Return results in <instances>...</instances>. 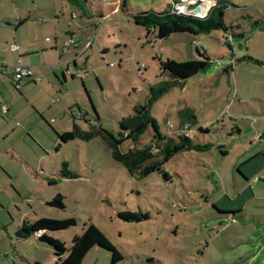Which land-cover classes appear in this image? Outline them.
Listing matches in <instances>:
<instances>
[{
  "label": "rangeland",
  "instance_id": "374dc122",
  "mask_svg": "<svg viewBox=\"0 0 264 264\" xmlns=\"http://www.w3.org/2000/svg\"><path fill=\"white\" fill-rule=\"evenodd\" d=\"M77 1L78 5L66 0H0L3 16L7 14L10 21L21 11L29 15L18 36L31 38L36 44H44L47 37L53 43L56 23L60 22V36L65 29L59 12L64 7L77 17L76 26L71 28L75 40L82 47L90 43L79 57L78 70H73L77 77L67 75L65 97L54 93L46 81L32 86L35 89L30 94L43 98L38 104L41 109L28 104L27 115L21 118L27 130L9 138L14 159L6 167L11 184L2 189L5 182L0 183L4 191L0 195V222L6 224L0 225V264H54L52 249L38 243L37 238L47 235L69 249L73 239L90 226L107 239L122 260L113 263L112 253L94 247L81 264H264V200H254L250 189L244 191L246 184L237 170L247 157L246 151H254L249 131H253L251 121L258 116L249 113L246 104L236 102L244 100V91L238 100L235 98L237 86L244 87L246 80L256 83L259 93L262 90V72L251 62L239 61L246 57L264 61V0H223L228 33L214 31L197 37L212 62L208 70L172 87L150 109L160 133L171 139L180 127L179 112L189 110L198 121L190 127L189 138L212 148L178 153L161 172L148 176H143L141 169L129 173L99 137L62 143L55 132L70 130L73 122L64 98L78 105L72 109L73 116L80 108L95 126L92 105L100 127L118 139L119 121L145 103L149 87L169 80L160 75L159 62L184 63L198 58L192 46L194 38L173 35L156 41L154 35L146 38L145 30L133 23V15L163 12L170 0H125L124 7L121 0ZM44 17L50 18L46 24L42 23ZM83 28H87L86 33ZM4 31L8 37L14 26L6 24ZM228 35L232 37L228 40L232 52L225 40ZM217 62L221 64L217 66ZM229 65L237 68L235 74L225 72ZM57 71L62 81L60 69ZM251 106L262 112L261 103ZM75 124L90 131V125L82 120ZM198 127L209 132H198ZM155 143L149 127L136 146H152V154L157 155ZM131 147L125 142L120 151ZM223 151L227 156L221 154ZM63 163L77 179L61 176ZM248 166L241 171L251 177L254 168ZM257 175L264 182V168ZM257 194L264 199V191ZM57 195L64 197L63 210L49 206ZM124 211L148 213L149 219L123 222L117 214ZM237 211L242 215H232ZM23 222L35 231L26 241L16 237Z\"/></svg>",
  "mask_w": 264,
  "mask_h": 264
},
{
  "label": "trees",
  "instance_id": "16d2710c",
  "mask_svg": "<svg viewBox=\"0 0 264 264\" xmlns=\"http://www.w3.org/2000/svg\"><path fill=\"white\" fill-rule=\"evenodd\" d=\"M65 1V0H61ZM72 4L78 5L77 0H66ZM122 6H125V0H121ZM213 1L214 6L210 8L207 15L204 18H198L191 15H176L172 12L171 5L168 6L163 12L148 11L135 14L131 17L133 23L136 26L143 28L146 32V38L154 35L156 41H163L169 39L173 35H189L197 40V37L201 35H208L214 31H223L228 33L227 27L223 21L225 12V2L223 0H209ZM212 4V5H213ZM211 5V6H212ZM75 16V15H74ZM72 17V16H71ZM76 17V16H75ZM71 25V24H70ZM231 36L228 35L226 44H229L228 40H231ZM192 41V42H193ZM228 48L232 52V47L228 45ZM197 55L196 60L177 63L172 60H166L165 62H159L160 75H167L169 80L161 82L156 87H149V95L143 105H137L133 108V114L127 118H124L118 123V139L113 134L102 129L99 125V117L96 114L95 108L91 105L95 126L91 125V122L85 120V115L78 111L76 116L71 114L73 124L72 129L65 133H56L58 139L62 143H67L72 140L80 139L89 141L94 137L101 138L107 147L112 151L114 159L124 165L129 173L134 174L141 169L143 176H148L154 172H161L162 166L169 161L174 155L181 152H207L212 148L211 144H195L189 137L180 136L177 133L183 128L184 125L189 127L195 126L198 122L196 117L189 110H183L179 112L180 127L176 130L175 139L167 138L160 133V129L157 121L150 114L152 105L157 102L164 94L168 93L172 87L179 85L180 82L192 78L200 73H204L208 70L212 62L209 59L206 49L200 48L195 50ZM62 57H64L61 54ZM233 58V56H232ZM241 61H253L259 63L252 58L246 57ZM75 62L73 63V65ZM231 65L226 68V73L230 72ZM71 78H74L71 76ZM76 120H82L90 125V131H81L75 124ZM92 126V127H91ZM151 127L154 132L155 146L158 150L157 155H153L151 152L152 146H144L139 148L136 146L140 137ZM237 130V129H236ZM198 132L208 133V129L198 128ZM238 132V131H237ZM129 142L132 147L126 152H121L120 147L123 143ZM60 147V146H59ZM223 156L225 153H221ZM262 155L254 156L246 162L238 166V173L244 180L250 179L245 173H243L242 167H252V162L257 160ZM158 158V159H157ZM254 165V164H253ZM63 170L60 173L65 179H77L78 176L66 169V163H63ZM254 174L251 178L257 174L256 166H253ZM249 169V168H248ZM64 197L57 195L50 203L49 206L63 210ZM215 207V206H214ZM241 211L232 213V215H241ZM238 213V214H237ZM223 214V213H221ZM117 218L123 222H142L149 219L148 213L124 211L117 214ZM35 231L31 226H28L27 222H23L21 228L16 231V237L21 240H27ZM38 243L46 245L53 251L54 264H81L86 254L94 247L103 248L112 253V262L117 263L122 260L120 253L113 248V246L107 241V239L93 226H90L84 231L82 236H76L73 239V245L68 249L65 245L57 239L48 237L47 235L37 238ZM34 264H40L35 262Z\"/></svg>",
  "mask_w": 264,
  "mask_h": 264
},
{
  "label": "crops",
  "instance_id": "0c3cea01",
  "mask_svg": "<svg viewBox=\"0 0 264 264\" xmlns=\"http://www.w3.org/2000/svg\"><path fill=\"white\" fill-rule=\"evenodd\" d=\"M56 1H61V0H56ZM204 1L206 0H202V2ZM207 2L211 3L212 1H207ZM59 12H60V17L64 19L65 29H64L63 35L60 36L57 31V27L60 26V22H57L56 23L57 26H54L55 31H54L53 43L51 39L46 37L44 39V44L43 43L36 44L34 41L31 40V38L28 39L26 36L17 35L21 31L22 27L28 24L29 15H26L24 14V11H21L20 13H17V15H15V18H11V21H10L9 16L5 14V17H4L3 10L0 9V28H1L0 29V62H5L9 66L15 65L17 62H20L21 64L30 68L33 72V77L30 79L23 80L22 83L20 84L19 89H16L12 83L11 77L4 70H0V104L8 108V113L6 115L4 116L0 115V183L5 182L3 183L2 189L10 185L11 180H12L11 174L9 173L8 169H6V167H9L10 162H12V160L14 159L12 145H11L9 138L12 137L13 134H19L20 131L22 132V131L27 130L26 129L27 126L25 125L24 121H22L21 118L27 115L28 104H31L35 110L41 109L38 106V104L41 103V100L43 98L41 97L38 98L36 95L30 94L32 90L35 89L32 86L37 87L38 85L42 84L43 81H46L48 82L49 85H51V89L54 93L56 92L57 94H64V97H65V94H67L63 90V85L64 83L67 82L66 80L67 74H65L62 68V65L60 64L61 61L65 59V57L61 56L59 48L62 42L66 41L67 39L72 38L73 40H75V37H74L75 30L71 28L76 26L77 17H75V21L72 22L71 24V16L73 14L75 15V13L73 12L70 13V12L65 11L64 7L62 11L60 10ZM52 16L56 20H58L57 14L54 13V11H53ZM66 16H68L69 18L65 19L64 17ZM49 19L47 17H44L42 20V23L44 24L48 23ZM6 24L7 25L11 24L14 26L13 33L9 32L10 36L8 37H5V31L2 32L3 26H5ZM83 29L86 33L87 28H83ZM12 38L13 40L11 41ZM15 39H18L19 42L16 43ZM46 39H49V41L47 42ZM75 42L77 43V48L73 49L70 52V56H73L75 59V64L71 66V71L73 73L72 76L74 78L77 77V75L75 76V73L73 72V70H78L79 57L90 46V43H88L86 47H82L79 40L77 41L75 40ZM11 45L19 46V51H16V52L11 51L10 49ZM252 59L259 62V63H255L253 61H248L256 65V67L262 72L263 78H261V81H260V88H262V90L259 93L258 90L256 89V83L251 82L249 84L248 81L246 80V85L244 87L241 88V86L240 87L237 86L236 95H235V98L238 100L239 99L238 94L242 95L244 91V95H243L244 100L236 101L235 99V101L238 103V105L246 104L248 106L249 113H252L255 116H258V120H256L257 117H255L256 119H253L251 121V125H253L254 132L251 130H250L251 132L249 131V133H251V138H249V142H250L249 145L252 146L254 151L251 154H249L248 151H246L247 157L245 158L244 162L253 158L254 156L262 155V157H259L257 160L252 162V165L254 164L253 166H256V170L259 172L261 171L262 168H264V61L259 60V59H254L253 57ZM57 69H60L62 81L59 79L57 75L58 74ZM236 70L237 68H234L232 65L230 73L235 74ZM74 78H71V79H74ZM57 84L60 85L62 89L61 91L57 87ZM13 91L17 92V94H15ZM44 98H46V96H44ZM64 102L66 104V107L69 108L68 109L69 114L73 115L74 111L72 109H74V107H78V105L72 104L68 98H64ZM253 103L254 104L261 103L262 112H258L256 108L252 107L251 105ZM51 104H54V100L51 101ZM78 111L81 112V109L78 108ZM96 114L98 116L97 111H96ZM83 115H85L86 117L87 113L84 112ZM92 117L94 118L93 113H92ZM235 119L236 118H234V120ZM93 120L94 119H92V121ZM247 120L250 122L249 118ZM76 126L81 131L87 132L81 129L78 125ZM198 128L208 129V128H203V127H198ZM236 129L238 131L237 135L241 137L242 135L241 129L237 126H236ZM70 130H65L62 133L69 132ZM223 153L226 154L224 156H227L228 154L226 151H223ZM246 173L245 175H247ZM257 174L254 175L252 178L250 177L248 181L242 178V180L246 184L244 191H247L250 189L252 193V198L257 201H262L264 199H261V197L257 194V192L260 193L264 191L262 188V186L264 187V182L260 178L261 175H257ZM255 178H259V180L255 181ZM259 183H261L262 185L261 187L257 186V184ZM2 189H0V195L4 192L2 191ZM0 225L5 226L6 224L0 222ZM23 241H26V240H23ZM53 263H54V260H53Z\"/></svg>",
  "mask_w": 264,
  "mask_h": 264
},
{
  "label": "built area",
  "instance_id": "2783aa9c",
  "mask_svg": "<svg viewBox=\"0 0 264 264\" xmlns=\"http://www.w3.org/2000/svg\"><path fill=\"white\" fill-rule=\"evenodd\" d=\"M105 3L107 2L106 0ZM162 2H166L167 0H161ZM203 2L202 0H170V5L172 7V12L176 15H191L198 18H204L208 11L206 10L205 14L203 16L198 15L197 13H194V8H200L202 6ZM75 21V16L72 15L71 17V24ZM94 34V32H93ZM48 42L49 39H46ZM192 46L195 48V50L200 49L201 45L198 40H195L192 42ZM77 48V43L72 38L67 39L66 41L62 42L59 51L60 53L65 57L61 61L62 68L68 76H72L73 73L71 71V66L75 62V59L73 56H70V52ZM203 48V47H202ZM11 51H19V46L17 45H11L10 46ZM205 49V48H204ZM221 62H217L216 65L219 66ZM0 70H4L12 79V83L16 89H19L20 84L25 79H30L33 77V72L30 68L27 66L21 64L20 62H17L15 65L9 66L5 62H0ZM85 75L78 76L80 79H82ZM8 113V108L4 105L0 104V115L4 116ZM189 125H184L183 128L177 133L178 135H182L185 137H189ZM259 178H255V181H258Z\"/></svg>",
  "mask_w": 264,
  "mask_h": 264
},
{
  "label": "bare ground",
  "instance_id": "6f19581e",
  "mask_svg": "<svg viewBox=\"0 0 264 264\" xmlns=\"http://www.w3.org/2000/svg\"><path fill=\"white\" fill-rule=\"evenodd\" d=\"M203 5H205V6L203 7ZM211 5L212 4L210 2L204 1L202 6L196 10V13L200 16H203L205 14L206 10L213 6V5L212 6Z\"/></svg>",
  "mask_w": 264,
  "mask_h": 264
},
{
  "label": "water",
  "instance_id": "95a60500",
  "mask_svg": "<svg viewBox=\"0 0 264 264\" xmlns=\"http://www.w3.org/2000/svg\"><path fill=\"white\" fill-rule=\"evenodd\" d=\"M206 1H209V0H206ZM212 2H213V1H212ZM213 3H214V2H213ZM213 6H214V4H213ZM213 6H212V7H213ZM210 8H211V7H210ZM210 8H209V9H210ZM197 9H198V8H194V10H193L194 13H196V10H197ZM209 9H208V10H209Z\"/></svg>",
  "mask_w": 264,
  "mask_h": 264
}]
</instances>
